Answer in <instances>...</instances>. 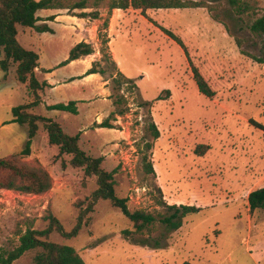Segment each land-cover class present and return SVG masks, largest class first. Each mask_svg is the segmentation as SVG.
<instances>
[{
    "label": "rangeland",
    "instance_id": "1",
    "mask_svg": "<svg viewBox=\"0 0 264 264\" xmlns=\"http://www.w3.org/2000/svg\"><path fill=\"white\" fill-rule=\"evenodd\" d=\"M111 1L87 0L85 10H99L98 19L73 17L65 9L46 21L53 31L19 26L21 45L40 56L39 81L49 84L31 112L60 123L69 135L80 133V147L102 156L104 169L117 170L116 193L129 198L131 210L144 209L159 219L171 214L164 202L202 209L188 214L178 230L157 219L151 231L126 233L133 230L132 221L102 198L77 236L54 231L50 240L74 246L86 264H264V209L251 212L248 201L251 191L264 186V130L250 123L264 125V34L251 29L264 12V0H240V11L230 0H214L211 8L145 14L111 9ZM56 12L44 9L39 16ZM163 28L180 37L188 53ZM86 38L96 60L104 53L115 60L101 62L108 67L105 76H84L91 56L67 63L73 47ZM192 66L214 90L212 97L199 91ZM4 74L0 67V157L25 148L29 128L11 122L12 109L35 100L28 83L17 80L16 67L7 82ZM113 77L132 82L117 85ZM71 101L78 113L51 108ZM106 120L114 128L101 127ZM200 144L209 149L197 151ZM71 159L59 155L39 123L31 154L22 161L47 168L53 188L42 195L0 190V250L17 247L19 233L31 223L46 228L49 213L67 231L75 227L98 182ZM37 252L29 250L12 264H33Z\"/></svg>",
    "mask_w": 264,
    "mask_h": 264
},
{
    "label": "trees",
    "instance_id": "2",
    "mask_svg": "<svg viewBox=\"0 0 264 264\" xmlns=\"http://www.w3.org/2000/svg\"><path fill=\"white\" fill-rule=\"evenodd\" d=\"M230 1L235 9L242 10V5L240 4H244V2H240V0ZM212 2L214 0H112L109 6L111 9H140L145 14L148 9L211 8ZM88 7L87 0H80L74 3H70L67 0H0V67L5 72L4 80L7 79L12 67H16L17 80L22 84L28 83L35 96V100L15 106L12 109L13 118L11 122L27 125L29 128V140L25 148L19 153L0 157V190L7 189L20 193L42 195L53 188V178L47 168L22 161L23 157L31 154L32 139L37 135L39 123H43L48 130L49 143L59 147V155H72L71 164L76 168H84L86 176L96 175L98 182V188L93 192L88 205L80 209L77 224L72 230L67 231L58 217L53 213H49L47 217L49 225L46 228L39 230L34 227V223H31L19 233L20 243L17 247L12 250H0V264H12L25 252L35 249L38 252L34 256L33 264H86L74 246L52 241L50 240V235L55 231L65 238L77 236L84 225V219L94 210L96 201L102 198L110 200L112 205L120 208L132 221L133 230L126 229V233L151 231L158 219L156 214L144 209L131 210L128 206L129 198L118 196L115 180L117 170L108 171L104 169L102 167L104 161L102 156L94 157L83 150L79 145L80 133L75 136L69 135L62 129L60 123L31 112L41 102L40 91L49 84L46 81H39L36 71L39 67L40 56L36 51L21 45L17 38L19 26L35 28L39 32L53 31L46 21L55 20L57 15L42 19L38 13L44 9H67L71 16L98 19L100 17L99 10L87 12L85 9ZM96 7L97 5H95ZM77 9L81 10V12H73ZM40 21L43 22L39 23ZM251 29L256 33L264 34V12L253 21ZM163 30L188 53L186 45L180 37L167 28H163ZM94 53L95 49L92 43L83 40L73 47L67 63ZM103 58L106 62L112 60L115 63V60L107 53H104ZM103 60H94L84 76L96 73L105 76L108 67L101 64ZM192 67L199 91L212 97L214 90L200 70L196 66ZM113 79L117 85H122L124 82H132L129 78H125L124 81L119 80L117 77H113ZM51 108L78 113L77 102L75 101L67 104H56L51 106ZM118 113H123V110H119ZM250 123L264 130V125L256 120L250 119ZM100 125L101 127L114 128L107 120ZM153 128L155 138H159L160 130L155 124H153ZM198 147L199 150L197 151L199 152H206L209 149L206 144H200ZM200 147L203 149L200 150ZM147 166L151 172L155 173L151 162ZM248 201L251 212L264 209V186L251 191ZM164 203L171 214H160L158 220L172 230H178L183 225V220L188 214L202 209V207L197 205ZM85 224H88V220ZM182 264L193 263L186 261Z\"/></svg>",
    "mask_w": 264,
    "mask_h": 264
},
{
    "label": "crops",
    "instance_id": "3",
    "mask_svg": "<svg viewBox=\"0 0 264 264\" xmlns=\"http://www.w3.org/2000/svg\"><path fill=\"white\" fill-rule=\"evenodd\" d=\"M53 10H56L57 12L54 14V15H57V17L58 16H60L61 15V13L63 12V10H60V9H53ZM38 15H39V13H38ZM56 17V18H57ZM73 17H75V16H73ZM79 18V17H78ZM83 19H85V18H83ZM85 23H86V20H85ZM82 29H83V27H82ZM86 41H89L87 38L85 39ZM89 56H91V58L92 59H94V60H96L97 59V57H98V53H94V54H92V55H89ZM86 57H88V56H85V57H83V58H86ZM94 57V58H93ZM93 60V61H94ZM92 61V62H93ZM5 75V74H4ZM7 80V79H6ZM6 80H4V76H3V80H2V82L4 81V82H7ZM2 126V125H1Z\"/></svg>",
    "mask_w": 264,
    "mask_h": 264
}]
</instances>
